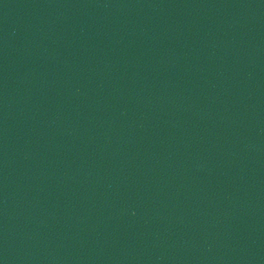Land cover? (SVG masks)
<instances>
[{"label":"water","instance_id":"95a60500","mask_svg":"<svg viewBox=\"0 0 264 264\" xmlns=\"http://www.w3.org/2000/svg\"><path fill=\"white\" fill-rule=\"evenodd\" d=\"M0 264H264V0H0Z\"/></svg>","mask_w":264,"mask_h":264}]
</instances>
